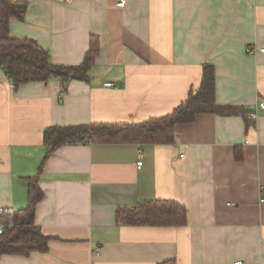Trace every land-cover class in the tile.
<instances>
[{
  "label": "crops",
  "instance_id": "crops-1",
  "mask_svg": "<svg viewBox=\"0 0 264 264\" xmlns=\"http://www.w3.org/2000/svg\"><path fill=\"white\" fill-rule=\"evenodd\" d=\"M15 1L27 9L10 36L36 41L54 65L81 64L91 37L99 52L89 80L63 95L58 80L11 87L0 67V207L25 209L35 178L34 222L50 238L47 252L0 264H264V0ZM205 64L216 104L255 119L200 114L172 144L65 145L46 157L48 127L170 114ZM155 199L185 207L186 225L116 223L117 209Z\"/></svg>",
  "mask_w": 264,
  "mask_h": 264
},
{
  "label": "trees",
  "instance_id": "trees-1",
  "mask_svg": "<svg viewBox=\"0 0 264 264\" xmlns=\"http://www.w3.org/2000/svg\"><path fill=\"white\" fill-rule=\"evenodd\" d=\"M27 9L26 1L0 0V67L18 88L27 83H46L58 80L62 95L72 81H88L89 72L99 52L97 37H91L89 48L81 64L76 66L54 65L49 52L31 39L12 38L9 34L11 19L22 21ZM220 116L249 113L239 107L217 105L215 102V77L211 64H205L200 86L190 90L187 98L170 114L147 119L136 124L94 123L80 126H52L44 129L42 141L47 148L46 157L61 146L85 143L161 145L174 142L177 125L192 123L197 115ZM240 159V158H238ZM28 201L25 209L15 212L14 227L0 235V256H29L33 252L45 253L49 237L35 225L37 203L43 193L35 178L27 179ZM116 223L120 226L182 227L186 225L185 207L174 201L151 200L132 207L117 209ZM163 264H175L173 261Z\"/></svg>",
  "mask_w": 264,
  "mask_h": 264
},
{
  "label": "built area",
  "instance_id": "built-area-1",
  "mask_svg": "<svg viewBox=\"0 0 264 264\" xmlns=\"http://www.w3.org/2000/svg\"><path fill=\"white\" fill-rule=\"evenodd\" d=\"M60 2L66 3V4H71L73 0H59ZM126 4V0H118L116 3V7L118 8H123ZM261 52H264V50H260ZM247 53H253L255 52V49L248 48L246 50ZM9 83L11 87H14V83L11 79H9ZM106 87H111L113 86L110 83L105 84ZM259 109L263 110L264 109V102H260L258 105ZM250 119H255L256 118V113L252 112L249 114ZM138 161L136 163V168L140 169L142 166V161H141V151L138 150L137 153ZM15 212L10 209V208H4L0 207V235L7 229H10L14 227L15 225V220H14ZM234 264H243L240 261L235 262Z\"/></svg>",
  "mask_w": 264,
  "mask_h": 264
}]
</instances>
